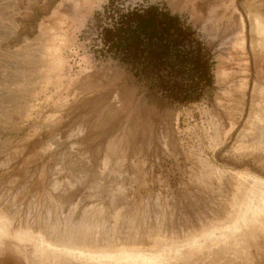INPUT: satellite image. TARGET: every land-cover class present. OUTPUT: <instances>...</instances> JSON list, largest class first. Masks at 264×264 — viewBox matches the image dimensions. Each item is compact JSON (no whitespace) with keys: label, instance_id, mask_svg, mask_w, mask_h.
Wrapping results in <instances>:
<instances>
[{"label":"rangeland","instance_id":"1","mask_svg":"<svg viewBox=\"0 0 264 264\" xmlns=\"http://www.w3.org/2000/svg\"><path fill=\"white\" fill-rule=\"evenodd\" d=\"M152 8L178 17L177 49L111 45ZM259 18L264 0H0V264H47L20 231L139 262L227 244L190 264H264V216L241 251L232 238L264 201ZM193 48L212 86L183 71Z\"/></svg>","mask_w":264,"mask_h":264},{"label":"bare ground","instance_id":"2","mask_svg":"<svg viewBox=\"0 0 264 264\" xmlns=\"http://www.w3.org/2000/svg\"><path fill=\"white\" fill-rule=\"evenodd\" d=\"M257 22L258 26L261 28L259 33H261L264 38V20L263 18H259ZM262 201H259L257 207H252L250 209L252 210L250 221L248 220V222L245 220L246 222H243V228H235L233 230L232 238L235 239V249L242 250V244L239 241L242 236L250 235L252 231H254V228L263 226L259 219L260 215L264 216V201ZM242 204L249 205L247 202ZM7 220L8 219L4 216L0 217V234L3 236L11 232ZM15 237L26 244H32L36 257L47 264H190L191 258L194 256L198 258L213 255L217 258L221 255L226 256L228 249L226 247L227 244L215 245V247H206L204 244H197L194 246L192 252L188 254L190 255L188 258L187 256L183 257L176 251L175 254H173V258H171L173 261H168L166 259L169 258L167 254L169 249L163 245L162 251L160 252L161 255L158 259L144 257V259L139 262L138 260L132 261L128 252H125L124 249L112 245L102 246V248H96L95 246V248L86 247L85 249V246L73 243L64 238H61V241L57 243L48 244L43 236H33L29 231L16 232Z\"/></svg>","mask_w":264,"mask_h":264},{"label":"trees","instance_id":"3","mask_svg":"<svg viewBox=\"0 0 264 264\" xmlns=\"http://www.w3.org/2000/svg\"><path fill=\"white\" fill-rule=\"evenodd\" d=\"M127 19L128 21L124 22L123 26L107 33H113V36L111 35L110 37L111 45L131 57H138L139 55L146 57L158 49L163 51L177 49L180 44L174 38L180 39L185 36L184 33H179L178 17L170 14H159L156 8L150 9L148 16L132 14ZM197 53L199 51L194 48L186 53L185 60L180 62L184 67L183 71L187 70L189 73H194L195 79L193 81L195 87L199 88L198 86L201 83L212 86V78L210 76L212 64L207 57L202 54L198 56ZM183 91L181 90V94H183ZM185 92L188 95V92ZM176 100L178 101L179 99L177 98ZM180 101L182 100L178 102Z\"/></svg>","mask_w":264,"mask_h":264}]
</instances>
